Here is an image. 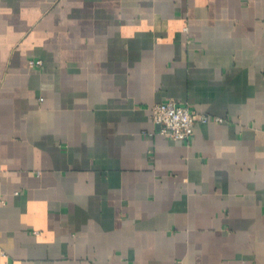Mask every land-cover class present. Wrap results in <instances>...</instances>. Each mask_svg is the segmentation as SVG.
Instances as JSON below:
<instances>
[{
  "label": "crops",
  "instance_id": "obj_1",
  "mask_svg": "<svg viewBox=\"0 0 264 264\" xmlns=\"http://www.w3.org/2000/svg\"><path fill=\"white\" fill-rule=\"evenodd\" d=\"M0 264H264V0H0Z\"/></svg>",
  "mask_w": 264,
  "mask_h": 264
},
{
  "label": "built area",
  "instance_id": "obj_2",
  "mask_svg": "<svg viewBox=\"0 0 264 264\" xmlns=\"http://www.w3.org/2000/svg\"><path fill=\"white\" fill-rule=\"evenodd\" d=\"M39 60L29 61V67H39ZM150 118L154 125L160 128V134L172 141L190 143L193 128L196 123L220 124L219 118H212L201 112L190 110L186 105L177 103L173 99L154 104L150 110Z\"/></svg>",
  "mask_w": 264,
  "mask_h": 264
}]
</instances>
